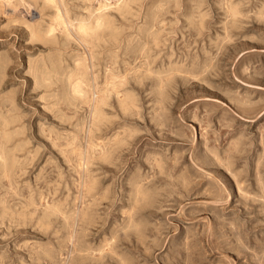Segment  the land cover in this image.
Instances as JSON below:
<instances>
[{
	"label": "rangeland",
	"instance_id": "1",
	"mask_svg": "<svg viewBox=\"0 0 264 264\" xmlns=\"http://www.w3.org/2000/svg\"><path fill=\"white\" fill-rule=\"evenodd\" d=\"M0 264H264V0H0Z\"/></svg>",
	"mask_w": 264,
	"mask_h": 264
},
{
	"label": "bare ground",
	"instance_id": "2",
	"mask_svg": "<svg viewBox=\"0 0 264 264\" xmlns=\"http://www.w3.org/2000/svg\"><path fill=\"white\" fill-rule=\"evenodd\" d=\"M8 9H9V8H8ZM56 9H57V8H56ZM60 19H61V18H60ZM56 22H57V21H56ZM12 23H13V22H12ZM50 25H51V24H50ZM68 25H70V23H69V24L67 23V26H68ZM56 27H57V26H56ZM25 28H26V27H25ZM63 28H64V27H63ZM50 29H51V28H50ZM50 33H51V32H50ZM45 34H46V33H45ZM84 34H85V33H84ZM64 35H65V34H64ZM65 50H66V49H65ZM55 52H56V51H55ZM5 54H6V53H5ZM48 62H49V61H48ZM77 63H78V62H77ZM63 64H64V63H63ZM26 65H27V64H26ZM75 66H76V65H75ZM25 71H26V70H25ZM63 73H64V72H63ZM75 76H76V75H75ZM22 79H23V78H22ZM75 80H76V79H75ZM61 83H62V82H61ZM72 83H73V82H72ZM72 83H71V84H72ZM33 84H34V83H33ZM34 86H35V85H34ZM14 88H15V86H14ZM50 88H51V87H50ZM13 96H14V95H13Z\"/></svg>",
	"mask_w": 264,
	"mask_h": 264
}]
</instances>
